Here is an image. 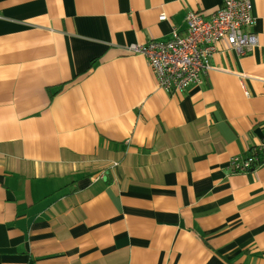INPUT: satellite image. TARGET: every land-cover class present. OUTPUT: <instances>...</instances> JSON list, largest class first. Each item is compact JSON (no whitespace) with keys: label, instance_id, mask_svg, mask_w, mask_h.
Wrapping results in <instances>:
<instances>
[{"label":"crops","instance_id":"obj_1","mask_svg":"<svg viewBox=\"0 0 264 264\" xmlns=\"http://www.w3.org/2000/svg\"><path fill=\"white\" fill-rule=\"evenodd\" d=\"M201 1L0 0V264H264V162L228 166L264 144V82L222 71L264 79V0L258 46L184 94L125 49Z\"/></svg>","mask_w":264,"mask_h":264},{"label":"built area","instance_id":"obj_2","mask_svg":"<svg viewBox=\"0 0 264 264\" xmlns=\"http://www.w3.org/2000/svg\"><path fill=\"white\" fill-rule=\"evenodd\" d=\"M251 12V0H202L199 12L186 14L183 31L173 28L168 39L131 44L125 48L126 53L145 58L159 89L171 95L184 94L191 86L201 83L221 44L240 57L258 46V35L252 30L255 18ZM165 19L164 15L159 16L160 21ZM222 71L240 80L245 95L243 80L264 82L262 78ZM263 162L264 144H261L251 148L246 157L231 156L229 172L246 174Z\"/></svg>","mask_w":264,"mask_h":264}]
</instances>
